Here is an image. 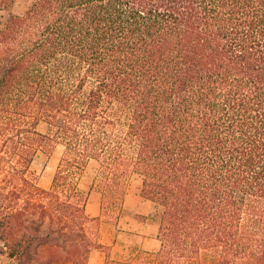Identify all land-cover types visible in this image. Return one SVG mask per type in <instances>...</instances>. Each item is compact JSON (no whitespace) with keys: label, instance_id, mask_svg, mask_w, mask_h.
<instances>
[{"label":"trees","instance_id":"obj_1","mask_svg":"<svg viewBox=\"0 0 264 264\" xmlns=\"http://www.w3.org/2000/svg\"><path fill=\"white\" fill-rule=\"evenodd\" d=\"M57 144L43 187L32 163ZM133 174L155 264H264V0H32L0 27V253L87 264Z\"/></svg>","mask_w":264,"mask_h":264},{"label":"rangeland","instance_id":"obj_2","mask_svg":"<svg viewBox=\"0 0 264 264\" xmlns=\"http://www.w3.org/2000/svg\"><path fill=\"white\" fill-rule=\"evenodd\" d=\"M32 0H13L10 5L0 9V27L10 15L23 14L30 6ZM38 129L47 130V124L40 122ZM63 146L57 144L54 150L47 154L39 151L35 156L32 168L36 172L37 182L43 187L50 186ZM98 164L90 160L83 170L80 178V187L88 193L87 211L96 216L101 212V192L93 185ZM141 177L133 174L127 181L122 206L125 210L117 219L100 223V240L104 248H94L105 254L104 263L108 258L116 260L135 261L146 260L147 264H155L156 252L160 241L157 239L158 218L154 203L143 197L140 193ZM95 213V214H94ZM143 242L146 247H143ZM156 244V247L155 245ZM0 264H12L6 255L0 253Z\"/></svg>","mask_w":264,"mask_h":264},{"label":"crops","instance_id":"obj_3","mask_svg":"<svg viewBox=\"0 0 264 264\" xmlns=\"http://www.w3.org/2000/svg\"><path fill=\"white\" fill-rule=\"evenodd\" d=\"M88 207V204H87ZM95 214V213H94ZM158 239V238H157ZM143 247H146V243L143 242ZM156 247V244H154ZM102 251L96 250L95 252L92 250L90 252L87 264H104L105 254L101 255ZM8 258V257H7Z\"/></svg>","mask_w":264,"mask_h":264}]
</instances>
